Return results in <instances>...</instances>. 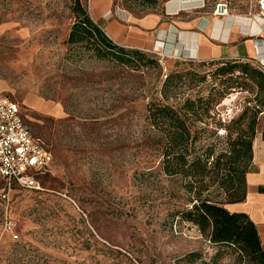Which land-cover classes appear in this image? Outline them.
I'll list each match as a JSON object with an SVG mask.
<instances>
[{
	"label": "rangeland",
	"instance_id": "374dc122",
	"mask_svg": "<svg viewBox=\"0 0 264 264\" xmlns=\"http://www.w3.org/2000/svg\"><path fill=\"white\" fill-rule=\"evenodd\" d=\"M80 1L89 12V0ZM172 1L113 0L111 10L166 12ZM187 1L191 5L178 15L169 11L168 20L213 23L257 13L256 0ZM73 3L0 0V98L19 106L53 153L37 189L13 185L3 198L7 186L0 176V264H235L226 248L210 245L196 226L171 215L193 198L182 177L159 169L147 106L162 100L165 80L174 104L231 85L214 105L213 119H205L210 125L196 123L201 145L227 151L222 124L247 109L246 120L257 89L238 73L217 75L216 63L182 60L155 45L140 50L147 58L129 64L98 59L84 44L66 43ZM263 129L264 112L257 123ZM6 217L13 232L4 228Z\"/></svg>",
	"mask_w": 264,
	"mask_h": 264
},
{
	"label": "trees",
	"instance_id": "16d2710c",
	"mask_svg": "<svg viewBox=\"0 0 264 264\" xmlns=\"http://www.w3.org/2000/svg\"><path fill=\"white\" fill-rule=\"evenodd\" d=\"M71 11L75 19L66 43L84 44L96 58H113L121 64H129L135 58H147L141 49L129 50L115 44L93 21L80 0H74ZM210 63L218 64L215 73L221 77L231 79L238 73L237 77L250 81V86L257 89V104L246 120L247 109L236 119L222 124L228 147L227 151L215 152L213 146L199 143L196 123L210 125L205 119H213L214 105L220 103L231 85L225 90L213 91L212 88L206 96L185 98L174 104L169 101L168 80H165L162 100L154 99L148 103V123L158 137L159 169L168 177H182L185 180L183 187L193 198L189 206L171 215L196 226L210 245L226 248L234 256L235 264H264V250L254 222L246 213L231 212L224 205L241 201L246 195L245 173L252 158L259 115L264 112V70L249 60Z\"/></svg>",
	"mask_w": 264,
	"mask_h": 264
},
{
	"label": "crops",
	"instance_id": "0c3cea01",
	"mask_svg": "<svg viewBox=\"0 0 264 264\" xmlns=\"http://www.w3.org/2000/svg\"><path fill=\"white\" fill-rule=\"evenodd\" d=\"M113 3V0H89V14L119 46L150 50L155 45L162 52L188 61L234 59L264 65V20L256 15L253 18L217 17L213 23L209 18L168 20L169 11L176 10L175 15H178L179 8L191 5L190 2L173 0L166 12L153 10L140 15L124 10L112 12ZM0 88L4 89L1 79ZM245 181V198L224 205L231 212H244L249 216L256 225L264 250V129L254 135Z\"/></svg>",
	"mask_w": 264,
	"mask_h": 264
},
{
	"label": "built area",
	"instance_id": "2783aa9c",
	"mask_svg": "<svg viewBox=\"0 0 264 264\" xmlns=\"http://www.w3.org/2000/svg\"><path fill=\"white\" fill-rule=\"evenodd\" d=\"M256 6V16L264 20V0H256ZM257 65L264 70L263 64ZM52 162L50 145L32 133L19 106L0 98V176L7 186L3 198L13 185L39 188V176L50 170ZM4 228L13 232V224L7 217Z\"/></svg>",
	"mask_w": 264,
	"mask_h": 264
},
{
	"label": "bare ground",
	"instance_id": "6f19581e",
	"mask_svg": "<svg viewBox=\"0 0 264 264\" xmlns=\"http://www.w3.org/2000/svg\"><path fill=\"white\" fill-rule=\"evenodd\" d=\"M182 3V2H181ZM184 3V2H183ZM218 10H221V9H218ZM246 21V20H245Z\"/></svg>",
	"mask_w": 264,
	"mask_h": 264
}]
</instances>
